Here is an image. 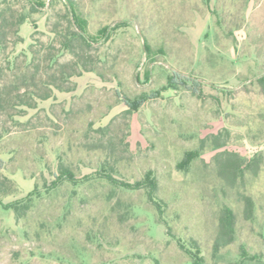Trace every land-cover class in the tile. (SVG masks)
I'll return each mask as SVG.
<instances>
[{"label":"rangeland","instance_id":"rangeland-1","mask_svg":"<svg viewBox=\"0 0 264 264\" xmlns=\"http://www.w3.org/2000/svg\"><path fill=\"white\" fill-rule=\"evenodd\" d=\"M71 1L106 81L83 73L74 92L55 91L16 118L22 127L5 122L0 173L11 190L0 194V264H191L179 245L204 264L242 254L264 264V0ZM64 11L63 0H0V16L23 38L6 50L10 60L29 59L33 39L48 45ZM172 72L180 78L169 85ZM116 91L149 99L129 129L121 119L111 126L116 153L88 151L85 144L107 145L93 130L126 109ZM229 154L244 160L242 175L227 173ZM105 161L118 182L151 171L160 215L143 191L100 175ZM60 163L75 183L52 185ZM243 197L253 204L248 220ZM225 208L233 241L214 254Z\"/></svg>","mask_w":264,"mask_h":264},{"label":"trees","instance_id":"trees-1","mask_svg":"<svg viewBox=\"0 0 264 264\" xmlns=\"http://www.w3.org/2000/svg\"><path fill=\"white\" fill-rule=\"evenodd\" d=\"M63 7L65 11L63 13H56V22L50 26L49 32L53 34V40L48 45L41 44L37 39H33V36L37 32H34L31 36L33 41L39 43V45L35 46L36 44L34 43L29 46V59L25 54H19L13 60H10L6 50L10 45L23 42V38L19 36V30L11 29V16H0V54L4 56L2 64H0V118L5 117V121L2 122L3 125H0V141L5 135L10 134L8 128L5 127L7 120L15 126L22 127L24 124L16 120V118L25 117L28 110L37 109L39 102L53 99L55 91L74 92L76 84L72 81L73 78L80 77L83 73H95L100 79L106 81L104 74L98 69L91 55L92 44L96 41L87 35L86 21L77 14L71 0H63ZM23 21V18L19 19L16 25H21ZM47 25H49V22ZM107 31V27L99 30V37L103 41L109 38ZM145 47L146 50L149 49L147 46ZM65 55H68L70 59L63 61L62 59ZM148 76L149 74L146 73V78ZM178 78L180 76L176 72H172L167 79V83L171 85ZM193 84L197 85L196 82ZM115 93L117 97L121 98L126 109L104 128L93 130L99 137L108 139L106 141L107 145L102 146L97 143L85 144L84 147L88 151L104 149L108 151L109 155L116 153L115 144L113 143L114 136L108 137L111 126L117 119H121L126 128L129 129V121L132 114L149 99L147 95H140L134 99H129L118 91ZM229 155L230 157H234L235 160L227 162V173L230 172L233 177H235L236 172L242 175L241 163L244 160L242 161L236 154ZM105 162L101 164L100 173L102 174L100 175L111 183H118L126 190L143 191L148 203L156 206L158 215H160L161 210L156 202L157 181L152 176L151 171H147L140 180L133 183H123L118 182L107 173L109 165L107 161ZM2 163L0 159V171ZM52 176L54 178L52 185H56L61 180L71 183L76 182L72 172L61 163L57 167V173ZM10 190V180L0 173V194L6 195ZM243 200L245 203L244 217L248 220L252 217L253 204L248 197H243ZM9 207L14 211L18 210L15 207V203L10 204ZM166 234L172 237L169 228H167ZM233 234L234 215L231 210L225 208L219 217L218 236L213 244L214 254L221 247L233 241ZM179 247L189 257L191 264H204L202 256L192 253L183 246L179 245ZM255 260L256 257H247L245 254H242L239 261L231 264H247L248 261Z\"/></svg>","mask_w":264,"mask_h":264}]
</instances>
